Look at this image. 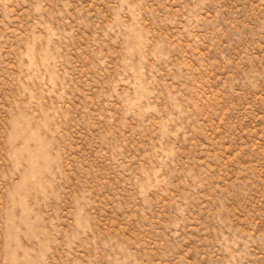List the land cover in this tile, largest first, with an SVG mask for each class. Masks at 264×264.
I'll use <instances>...</instances> for the list:
<instances>
[{"label":"rangeland","instance_id":"374dc122","mask_svg":"<svg viewBox=\"0 0 264 264\" xmlns=\"http://www.w3.org/2000/svg\"><path fill=\"white\" fill-rule=\"evenodd\" d=\"M0 264H264V0H0Z\"/></svg>","mask_w":264,"mask_h":264}]
</instances>
